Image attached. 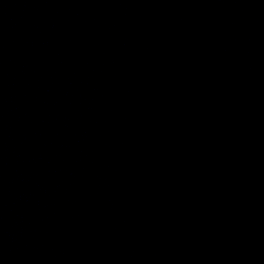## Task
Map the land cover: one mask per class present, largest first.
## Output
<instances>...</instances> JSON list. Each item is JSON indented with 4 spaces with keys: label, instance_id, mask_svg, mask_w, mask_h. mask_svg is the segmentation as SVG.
Segmentation results:
<instances>
[{
    "label": "water",
    "instance_id": "1",
    "mask_svg": "<svg viewBox=\"0 0 264 264\" xmlns=\"http://www.w3.org/2000/svg\"><path fill=\"white\" fill-rule=\"evenodd\" d=\"M0 264H264V159L140 0H0Z\"/></svg>",
    "mask_w": 264,
    "mask_h": 264
}]
</instances>
